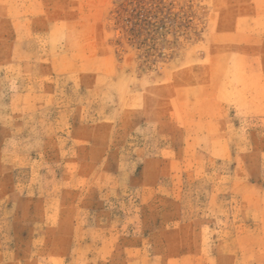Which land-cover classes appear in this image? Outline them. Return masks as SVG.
Returning a JSON list of instances; mask_svg holds the SVG:
<instances>
[{"label": "rangeland", "instance_id": "374dc122", "mask_svg": "<svg viewBox=\"0 0 264 264\" xmlns=\"http://www.w3.org/2000/svg\"><path fill=\"white\" fill-rule=\"evenodd\" d=\"M264 264V0H0V264Z\"/></svg>", "mask_w": 264, "mask_h": 264}, {"label": "crops", "instance_id": "0c3cea01", "mask_svg": "<svg viewBox=\"0 0 264 264\" xmlns=\"http://www.w3.org/2000/svg\"><path fill=\"white\" fill-rule=\"evenodd\" d=\"M12 264H14V263H12Z\"/></svg>", "mask_w": 264, "mask_h": 264}]
</instances>
